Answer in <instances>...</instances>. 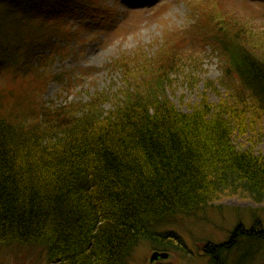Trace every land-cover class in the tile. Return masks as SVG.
Segmentation results:
<instances>
[{"label":"trees","instance_id":"1","mask_svg":"<svg viewBox=\"0 0 264 264\" xmlns=\"http://www.w3.org/2000/svg\"><path fill=\"white\" fill-rule=\"evenodd\" d=\"M202 6L198 29L230 102L204 100L182 113L164 92L166 78L178 61L197 60L175 44L164 61L123 59L124 85L112 96L47 105L43 94L60 75L53 66L68 51L53 41L75 39L65 12L94 4L0 0V247L39 251L46 264H126L142 241L170 248L162 238L174 234L160 238L155 228L177 215L221 196L264 204V153L234 144L237 132L264 118V25L218 0ZM149 69L162 77L150 78ZM205 243L210 264H264L258 221Z\"/></svg>","mask_w":264,"mask_h":264},{"label":"rangeland","instance_id":"2","mask_svg":"<svg viewBox=\"0 0 264 264\" xmlns=\"http://www.w3.org/2000/svg\"><path fill=\"white\" fill-rule=\"evenodd\" d=\"M210 1L92 0L95 8L91 11L67 10L64 19L75 29V39H54V49L67 44L68 51L64 60L58 58L54 64V72L60 75L48 83L43 101L62 107L71 101L84 104L97 92L112 96L124 85V77L118 70L123 59H150L158 54L164 61V55L175 44L180 52L190 53L197 60L177 68L178 61L175 71L166 78L164 92L176 109L190 113L204 100L211 105L223 100L230 102L218 83L221 68L217 58L207 50L202 34L205 29L200 32L198 29V25L206 24L202 5ZM218 1L237 17L264 25V0ZM42 51L46 53L48 49ZM146 64L142 66L149 68ZM145 72L150 78L162 77L155 69ZM110 107L109 103L103 106L105 110ZM234 144L239 150L264 153V118L251 121L246 133L236 134ZM257 221L264 227L263 203L245 196H221L199 211L173 217L159 228L162 235L169 232L176 235L167 239L159 234L163 244L170 241V248L162 246L155 250L157 245L142 241L131 251L126 264H210L203 250L205 242L223 243L236 224L250 228ZM154 252L167 254V259L150 263ZM247 253H252L251 247ZM0 264H46V260L39 251L0 247Z\"/></svg>","mask_w":264,"mask_h":264},{"label":"water","instance_id":"3","mask_svg":"<svg viewBox=\"0 0 264 264\" xmlns=\"http://www.w3.org/2000/svg\"><path fill=\"white\" fill-rule=\"evenodd\" d=\"M162 258H167V254L154 252L151 254L149 261H150V263H152V262L157 261L158 259H162Z\"/></svg>","mask_w":264,"mask_h":264},{"label":"bare ground","instance_id":"4","mask_svg":"<svg viewBox=\"0 0 264 264\" xmlns=\"http://www.w3.org/2000/svg\"><path fill=\"white\" fill-rule=\"evenodd\" d=\"M247 131H248V130H247ZM247 131H246V132H247ZM246 132H243L242 134H244V133H246ZM236 134H237V135H242V134H240L239 132H237ZM236 134H235V135H236ZM235 147H236V146H235ZM238 150H239V149H238ZM240 150H241V149H240ZM246 150H247V149H246ZM164 225H166V224H164ZM162 226H163V225H162ZM160 228H161V227H160ZM155 229H156V233H159V232H158V230H159V226H157ZM159 234H161V233H159ZM161 235H162V234H161ZM165 259H167V258H162V260H165Z\"/></svg>","mask_w":264,"mask_h":264}]
</instances>
